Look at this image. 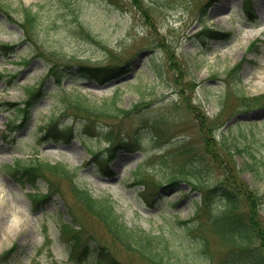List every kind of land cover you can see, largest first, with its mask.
<instances>
[{
    "label": "rangeland",
    "instance_id": "1",
    "mask_svg": "<svg viewBox=\"0 0 264 264\" xmlns=\"http://www.w3.org/2000/svg\"><path fill=\"white\" fill-rule=\"evenodd\" d=\"M26 7L40 19L33 43L19 24ZM0 43L14 46L0 50V264H77L60 234L62 219L80 222L92 248L103 245L124 264H147L112 241L69 180L55 177L50 189L43 177L32 183L8 171L37 151L77 169L76 183L109 197L129 227L164 231L175 257H193L180 221L193 215L202 189L236 176L264 195V0H0ZM124 63L107 82L78 72ZM51 66L75 72L61 85L49 77L42 98L27 96ZM73 88L98 102L116 91L130 111L85 120L62 104ZM51 125L58 136L48 134ZM108 132L132 142V150L92 157L109 144ZM108 158L105 172L99 162ZM140 167L145 176L137 178ZM177 171L195 186L181 178L169 185ZM35 191L48 197L36 202ZM259 210L264 218V203ZM213 244L220 254L214 237ZM96 254L80 264H108Z\"/></svg>",
    "mask_w": 264,
    "mask_h": 264
},
{
    "label": "trees",
    "instance_id": "2",
    "mask_svg": "<svg viewBox=\"0 0 264 264\" xmlns=\"http://www.w3.org/2000/svg\"><path fill=\"white\" fill-rule=\"evenodd\" d=\"M6 15L10 20H14L9 11H6ZM39 21L37 11L26 7L24 18L19 24L31 43H33L32 38ZM219 37H223V35ZM0 50L11 52L14 50V46L9 43H0ZM126 63L119 65L120 71H118L119 69L114 70L113 67L89 69V67L81 65L78 72L85 75L83 71L90 70L101 82H106L118 76ZM239 67L238 64L232 68L233 72L240 70ZM74 72L75 70L71 66L61 69L51 66L40 86L27 87V96L44 97L47 92L43 91V85L49 77L55 78L61 85L64 76ZM62 98L64 108L82 115L85 120L93 116H118L130 111L119 105L116 91L105 102L91 100L89 96L75 88L70 91L65 89ZM26 103L28 106L30 105L27 101L23 102L24 105ZM64 128L67 130V126ZM48 132V134L58 136L52 125L48 127ZM63 134L66 136V133ZM107 136L109 144L100 151L92 152V157L102 158L105 153H111L120 148L132 150L134 146L132 142L125 140V137H111V132H108ZM108 160L109 158L105 163L99 162L105 172L109 171ZM7 166L8 171L17 174L21 180L25 179L35 183L39 177L45 178L50 189H53L56 184L55 177L69 180L71 191L77 202L102 224L112 241L125 251L139 256L147 264H191L188 261L189 258L193 259L195 264H210V262L214 264H264V218L259 210L264 203V195H259L247 184L241 182L237 184L236 176H227L225 182L201 190L202 196L200 201L195 203L193 215L180 221L186 237L191 240L193 257H175L177 253L175 255L170 253V239L166 238L164 231L153 233L129 227L116 211L114 203L109 197H96L89 188L76 183L77 169H70L63 163L46 161L37 155L25 161L18 159ZM249 166L256 171L254 165ZM142 170L140 167L136 171L137 178L145 176ZM180 178L191 182L186 174L177 171L170 176L168 184H177ZM191 183L194 185L193 182ZM47 193L35 191L31 195L36 202H39L48 197ZM81 229L80 222L67 223L64 219L61 221L60 234L69 246L71 261L80 264L81 260L87 259L93 254V251H97L96 256L105 258L108 264L109 262L110 264H124L114 258L116 256L107 247L100 245V248H92L91 243L87 239H83ZM213 237L220 243L222 249L220 254L213 249ZM12 251L13 248L1 256L7 258ZM184 258H187L186 263L182 261Z\"/></svg>",
    "mask_w": 264,
    "mask_h": 264
},
{
    "label": "bare ground",
    "instance_id": "3",
    "mask_svg": "<svg viewBox=\"0 0 264 264\" xmlns=\"http://www.w3.org/2000/svg\"><path fill=\"white\" fill-rule=\"evenodd\" d=\"M253 34H254V33H253ZM251 35H252V33H251ZM251 35H250V36H251Z\"/></svg>",
    "mask_w": 264,
    "mask_h": 264
}]
</instances>
